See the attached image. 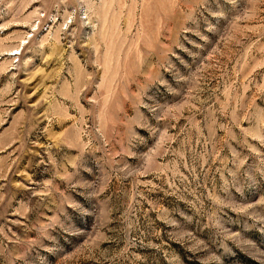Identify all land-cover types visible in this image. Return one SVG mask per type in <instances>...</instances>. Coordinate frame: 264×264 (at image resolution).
Returning a JSON list of instances; mask_svg holds the SVG:
<instances>
[{"label": "rangeland", "instance_id": "obj_1", "mask_svg": "<svg viewBox=\"0 0 264 264\" xmlns=\"http://www.w3.org/2000/svg\"><path fill=\"white\" fill-rule=\"evenodd\" d=\"M0 264H264V0H0Z\"/></svg>", "mask_w": 264, "mask_h": 264}]
</instances>
